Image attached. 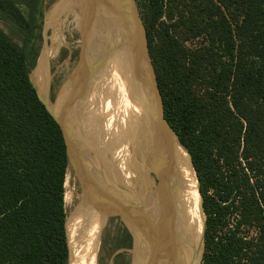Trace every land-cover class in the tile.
Wrapping results in <instances>:
<instances>
[{"label": "trees", "instance_id": "trees-1", "mask_svg": "<svg viewBox=\"0 0 264 264\" xmlns=\"http://www.w3.org/2000/svg\"><path fill=\"white\" fill-rule=\"evenodd\" d=\"M135 1L164 118L198 180L201 264H264V0ZM40 4L0 0L24 35L18 46L0 29V264L68 259L66 146L30 81ZM44 65L34 78L48 104Z\"/></svg>", "mask_w": 264, "mask_h": 264}, {"label": "rangeland", "instance_id": "rangeland-1", "mask_svg": "<svg viewBox=\"0 0 264 264\" xmlns=\"http://www.w3.org/2000/svg\"><path fill=\"white\" fill-rule=\"evenodd\" d=\"M57 1L58 0H41V17L39 18V29L35 31L34 38L32 40V45L36 49L37 57L34 63V67L32 68L30 73V80L34 86H37L36 79L34 78L37 75V70L39 71V77H41L40 69H46V67L42 66V63L48 66V90L46 96L48 102L47 105H52L53 102H55L56 98H58L57 96L61 91L60 101L63 100V103L60 104L59 102V104H55V112L56 114L62 116L61 119L66 125V128L69 130L68 135H70L71 137L70 148L73 147V161H76L77 170L74 176L78 182V185L80 186V196L77 184L74 182L72 176H70L69 178V183L67 185L68 187L66 189L64 188V195L65 193H68L71 197V201L69 202L70 204L67 205L66 203H64L66 218L69 212L72 211L71 213L73 214V218L71 215L69 220L70 240L75 243L74 245H76L78 242L77 249L73 248V258H71V261L67 259V264H118V261H112L115 250L114 248H112L113 245L111 244V242L115 237H111L110 232L101 233V230L99 229H101L103 226V224L101 225V222H104L105 216L107 214H114V210L117 209L119 217H121L122 219L128 218L132 221L133 218L128 217L127 210L128 203H130L132 199V196L130 194H133V192L135 191H125L124 189L120 188V185L124 184L125 188L129 186L128 178L131 177V172L126 165L128 160H131V164L134 162V180L139 183L140 178L137 177L139 175V156H142V154H140L138 152L139 149L136 148L137 142L136 144L135 142H128V145L130 144L129 151H126L128 155L124 153V155H126L125 157L127 158V161L117 162L118 167H124L123 165H125L127 171H125L124 169L125 173L117 175L114 166V169H111L108 175H104L102 173V176L100 174V176L95 179L94 182L91 181L89 171H87L86 150L88 144V142H86L88 140L87 131L89 129L88 127L90 126L89 119H92L93 115L96 112V116H94L98 119L95 118L94 123L100 124L99 122H102V120L100 119V112H103V107V110L105 111V109L109 105V97L105 99L103 98L104 100L101 103L102 105H97V102L90 100V98H93L92 96L94 92H98L97 85L94 88L96 91L94 90L93 92L90 87L85 85V83L80 84V88L76 87V91L72 93L71 87L68 83L70 82L69 79L73 74L75 66H77L80 62V51L83 47L81 44L79 32V17L77 14L78 11L76 10L67 12V10L64 11L62 9L60 13L58 12V24L62 21V24H59L61 26L60 34L62 38L59 37L56 28L51 25L46 18L47 14L53 9ZM18 6L22 13L25 14V6L20 2ZM0 29L18 46H23L24 35L22 29H20L16 23H14L10 18L6 17L2 13H0ZM50 37L57 38L58 42H56L59 43V45L53 48L50 42ZM198 42V40L187 42L185 43V47H195ZM45 46L50 50L49 53L51 54L48 58V63L43 57ZM87 54L90 55V53L85 51L83 47V55ZM112 58L114 59V57ZM116 59L117 60H112V63L110 64H114L118 61L120 62L119 58ZM76 101L78 102V105H76ZM56 103H58V99L56 100ZM88 107L92 111H90ZM99 109L101 110L99 111ZM59 111L60 113H57ZM88 113H91L92 115ZM72 118L76 119V122ZM70 121H72V123H70ZM77 124H79L80 128V131L78 132L75 131L78 128ZM86 128H88L87 131ZM73 131H75V133ZM74 134H77V136H74ZM124 148L127 150L126 146H124ZM142 182L143 178L140 182L141 186L143 184ZM128 194L129 196H127ZM122 203H124L123 209H121L120 207ZM133 203L136 204V202ZM135 206L136 207L134 211H138L137 205ZM98 208H104L105 211L97 213ZM134 215H136V212L134 213ZM95 220H97V225H95ZM94 230L96 231V235ZM115 242L117 243L116 239ZM199 264H201V262Z\"/></svg>", "mask_w": 264, "mask_h": 264}, {"label": "bare ground", "instance_id": "bare-ground-1", "mask_svg": "<svg viewBox=\"0 0 264 264\" xmlns=\"http://www.w3.org/2000/svg\"><path fill=\"white\" fill-rule=\"evenodd\" d=\"M93 6L95 13L92 16L90 14L92 11V6H90L86 0H58L55 6L53 7V9L47 14L46 18L49 21V23L56 28L59 37L62 38L60 34L61 33L60 25L62 24V21L60 22L61 24L59 23L60 24L59 25L58 12L60 13L62 9L64 11L68 10V12L72 10L78 11L77 13L79 17L78 19H81L86 23V28L90 33L87 34L86 32L83 31V29L79 28V32L81 33L80 36L81 43H86L99 56L114 57L115 60H117L116 58H119V60H121V63L118 61L112 64L115 69H112L111 74H109L111 75L110 77L111 83H110L108 80H104V81L102 80L104 74H107V72H109V70L106 71L107 67H104L103 63L99 62L96 57H93L92 55H88V54L84 55L85 58L84 57L79 58L80 65L75 66L73 70V74L70 78V82L68 83L71 87L72 93L76 91L75 89L76 87L80 88V84L85 83V85L90 87L93 92L95 90L94 88L97 85L98 92L95 90L96 92H94L92 96L93 98H90L91 101L97 102V105H102L101 104L102 101L105 98L109 97L108 100L109 105L107 106L105 111L103 110L104 107L102 108V111L104 112V113L102 112L103 114L100 112L101 114L100 119L102 120V122H99L100 124L94 123L95 118H97L95 117L96 116V112H95L94 114L95 116L93 115L92 119H89L90 120V126L88 127L89 129L86 128V131L88 129L87 131L88 140L86 141L88 142L86 148L87 169H88L87 171H89V176L91 177V181L94 182V180L97 179L100 176V174L101 176L102 173L104 175H108L110 170L114 169V166H108L105 164L103 160L105 155L113 153L117 157L116 159L119 158L120 160L122 156L128 155L126 152L127 150L124 148V144L120 142V137L125 127L130 129L134 133V137L129 142L130 143L135 142V144L137 142L136 148L139 149L138 152L142 154V156L146 160L147 157H146V150L143 146V143L146 140V133L143 129V125H142L143 122L141 116L143 112L142 103L144 101V96H143L144 91L142 89L143 82L137 79L136 76L133 75L134 73H131L130 70L131 62L128 57V53H126V51L121 49V47L124 48V43H123V32L120 29L121 28L120 25L113 23L111 16L108 13H106L107 11L106 12L103 11L102 6L98 2L96 6L95 4H93ZM82 8L85 19L81 17L82 12H80V10ZM116 13L118 17L121 18L123 17L122 16L123 13H118V12ZM44 51L45 52L43 54V57L45 61L48 63V58L51 55L49 53L50 50L45 49ZM117 77H119V79H117ZM105 82L110 83L111 87H108ZM35 87L37 88L38 94L41 96L38 87L37 86ZM75 103L76 105H78L77 101ZM89 110L92 111L90 108ZM100 110L101 109H99V111ZM72 119L76 122V119L74 118ZM72 121H70V123H72ZM77 127L78 128L75 130L76 132L80 131L79 124H77ZM75 131L73 132L75 133ZM74 136H77V134H74ZM168 138L169 139L167 145L169 147L167 148L166 151V153L168 154V170L174 172V178H172L173 181H171L172 183L170 182L171 184H173L174 190L171 191L174 193V195L178 200V209L180 208L182 211V212L179 211V215L182 218L183 225L181 227L183 230V234L185 231L184 229L186 228L188 232L186 231L185 232L188 233V236H189V232H191V236H192V239L191 236L190 238L188 237L186 239L187 241L186 245L188 246L190 244L198 245V241L200 239L202 232L203 215L200 211V197L197 192L196 177L190 165L189 157L185 152V150L177 145L176 140L172 135H170ZM124 153L126 155H124ZM69 155H70V161L64 183L65 189L68 187L67 185L69 183L70 176L74 177V174L77 170L76 161H73V155H74L73 147L70 148ZM115 169L117 175L123 174L122 169L120 167L118 168V163L117 166H115ZM139 169H140V164H139ZM136 191L137 190H135L133 194H130L132 196L131 200L133 202H137L138 199V193ZM127 196H129V194ZM70 201H71L70 195L68 193H65L64 203L68 205L70 204L69 203ZM71 212H69V214L67 215L66 223H65V235H66V242L68 247L69 261H71V258H73V248L77 249V245H78V242L76 245H74L75 243H73V241L70 240L69 220L71 215L73 218V214ZM162 218L164 219V217ZM102 224L103 222H101V225ZM95 225H97V220H95ZM184 237L186 238V235H184ZM75 256H76V252H75Z\"/></svg>", "mask_w": 264, "mask_h": 264}, {"label": "water", "instance_id": "water-1", "mask_svg": "<svg viewBox=\"0 0 264 264\" xmlns=\"http://www.w3.org/2000/svg\"><path fill=\"white\" fill-rule=\"evenodd\" d=\"M87 3L92 6L91 15L95 13L93 4L97 2L102 6L103 11L108 13L111 16V19L114 24H119L120 29L123 32V43L124 48L122 50L128 53V57L131 62V73L136 76L137 79L143 82V91H144V101L142 103V125L146 133V140L143 143V146L146 150V156L148 158V163L151 165V171L154 173V176L157 180V196L158 199H163L162 212L168 214L169 211H172L174 214L177 212L174 193L171 192L170 202L164 199L168 193L169 184L174 178V172L168 170V154L166 153L168 144V137L172 135L178 146L183 148L178 137L174 131L170 128L168 123L164 118L163 113V103L162 98L158 89L155 71L152 65L151 57L149 54L148 43L146 38V31L140 17V13L135 0H86ZM97 1V2H96ZM101 8V7H100ZM121 11V12H120ZM123 13L122 18L118 17L117 13ZM81 36V33H80ZM81 57L83 55V47L80 51ZM85 58V57H84ZM80 63V62H79ZM80 64H78L79 66ZM31 81V80H30ZM32 83V82H31ZM33 88L36 91L39 101L45 106L48 113L52 116L55 122L60 126L64 143L66 146V156H67V169L70 161V145L68 140V130L64 125L62 119L60 120L55 111L52 110L49 105L46 104L44 99L38 94L37 88L33 85ZM56 110V108H54ZM184 149V148H183ZM185 150V149H184ZM186 152V150H185ZM187 153V152H186ZM190 165L193 169L191 159L187 153ZM66 169V171H67ZM194 171V169H193ZM195 174V171H194ZM196 177V174H195ZM197 181V192L200 197V211L203 215V224L202 232L198 245H187L185 246L183 240V234L181 231V225L179 220L177 221V226H174L173 233L175 236V252L173 254L174 262L169 260L166 261L167 254H162L158 259L159 264H199L202 259V254L204 251V231H205V215L202 208V198L198 190V180ZM172 183V182H171ZM172 191L174 190L172 184ZM165 203H168L165 205ZM65 208V206H64ZM177 215V214H176ZM66 223V221H65ZM191 232H189V238ZM192 239V236H191ZM194 240V237H193ZM149 241V240H148ZM147 245H150L147 243ZM143 264H154L153 258H145ZM151 261V263H150ZM168 262V263H167Z\"/></svg>", "mask_w": 264, "mask_h": 264}, {"label": "flooded vegetation", "instance_id": "flooded-vegetation-1", "mask_svg": "<svg viewBox=\"0 0 264 264\" xmlns=\"http://www.w3.org/2000/svg\"><path fill=\"white\" fill-rule=\"evenodd\" d=\"M81 12H82L81 17L85 19L83 8L81 9ZM79 25H80L79 28L83 29V31L86 32L87 34L89 33V31L86 28V23L84 21L79 19ZM56 41H57V38L50 37V42L53 47L59 45V43H57L58 41L57 42ZM81 44L84 47L85 51L90 53V55L96 57L99 62L103 63L104 67H107L106 71L109 70V72H107V74H104L102 80L103 81L108 80L111 83L110 81L111 75L109 74H111L112 69H115V68L110 63H112L111 61L114 59L108 56H105V57L99 56L86 43H81ZM45 49H47L46 46H45ZM120 63H121V60H120ZM117 79H119V77H117ZM110 83H106V85L108 87H111ZM60 94H61V91L59 92V95L57 96L58 98H56V100L58 99V103H56V100H55V102H53L52 105H55V103L59 104V102L60 104L63 103V100L60 101V98H61ZM57 113H60V111ZM133 137H134V133L130 129L125 127L120 137V142L123 143L124 146H126L127 151H129L130 149L129 148L130 144L128 145V142ZM116 158L117 157L115 156V154L110 153L108 155H105L103 160L105 164L108 166H117V162L127 161V158L125 156H122L121 158L122 160H120L119 158L118 159ZM143 161H147V162H143ZM139 162H140L139 163L140 169H139V175L137 176L140 178L139 183L134 180V167H133L134 162L131 164V160H128L126 165L128 166L131 172V177L128 178L129 186L125 188L124 184L120 185V188L124 189L125 191L129 190L130 192L131 190L132 191L137 190L136 192L138 193V199H137L136 204H134L132 200H131L132 202L130 201V203H128L127 213H128L129 218H133L132 221L129 220L128 218L122 219L121 217H119V214L117 213L118 209L114 210V214H107L105 216L103 226L101 229V233L110 232L111 237H115L112 239V242H111V244L113 245L112 248H114L115 250V253L112 257L113 258L112 261L113 260L115 262L118 261V264H143L144 262L143 260H145V258H153L154 264H159L158 259L160 258V256H162V254L163 256L164 254H167L166 261L169 262L170 260L171 262H174L175 259L172 257L173 256L172 253H174L175 251V241L176 240H175V236L173 233V229H174V226H177V220H179V223L181 226L183 225L182 218L179 215V211H181V209L180 208L178 209V200L176 196L174 195V198H175L174 200H175V204L177 208V212H176L177 215L174 214L172 211H169L168 214L164 213L166 215L165 216L162 212L163 202L161 200L163 199L158 200L157 191H156L158 183L154 176V173L150 170L151 165L148 163V158L146 160L143 156H139ZM123 166L124 167L122 166L121 167L119 166V167L122 169V172L124 173V169L125 171H127V168L125 165ZM72 178L74 179V182L77 184V187L79 190V196H80V193H81L80 186L78 185V182L75 179V176L74 177L72 176ZM142 178H143V182H142L143 184L141 186L140 182ZM169 187L170 188H168V193L166 197H164V199L168 200V202L170 200L169 197H171L170 194L172 192L171 183ZM166 204L168 203H165V205ZM123 205L124 203L120 205L121 209L124 208ZM135 205H137L139 212L134 211L136 207ZM101 211H105V209L98 208L97 213H100ZM135 212H136V215H134ZM137 212H138V216H137ZM162 217H164V219ZM184 230L188 232L186 228ZM181 231L183 234L182 227H181ZM185 231L183 234V240L185 242V246H187L186 239L189 236H188V233H186ZM95 235H96V231H95ZM184 235H186V238L184 237ZM115 239L117 240V243L115 242ZM147 243H149L150 245H147ZM172 249H174V251H172Z\"/></svg>", "mask_w": 264, "mask_h": 264}]
</instances>
